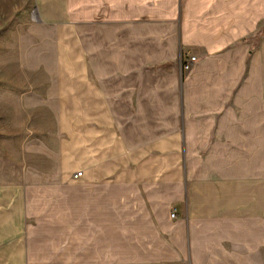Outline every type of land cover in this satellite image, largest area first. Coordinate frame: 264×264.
Returning <instances> with one entry per match:
<instances>
[{
    "label": "crops",
    "instance_id": "1",
    "mask_svg": "<svg viewBox=\"0 0 264 264\" xmlns=\"http://www.w3.org/2000/svg\"><path fill=\"white\" fill-rule=\"evenodd\" d=\"M35 2L57 176L0 182V264H264V0Z\"/></svg>",
    "mask_w": 264,
    "mask_h": 264
},
{
    "label": "rangeland",
    "instance_id": "2",
    "mask_svg": "<svg viewBox=\"0 0 264 264\" xmlns=\"http://www.w3.org/2000/svg\"><path fill=\"white\" fill-rule=\"evenodd\" d=\"M258 36L253 54L262 51L264 68ZM54 68L52 31L35 0H0V182L57 176Z\"/></svg>",
    "mask_w": 264,
    "mask_h": 264
},
{
    "label": "built area",
    "instance_id": "3",
    "mask_svg": "<svg viewBox=\"0 0 264 264\" xmlns=\"http://www.w3.org/2000/svg\"><path fill=\"white\" fill-rule=\"evenodd\" d=\"M196 61H197V57L193 54H187V55L183 56V58H182V70H183V72L191 71L193 68V65L195 64ZM79 175H81V172H77L74 176L78 177ZM171 217L172 218L176 217L175 211H173L171 213Z\"/></svg>",
    "mask_w": 264,
    "mask_h": 264
}]
</instances>
